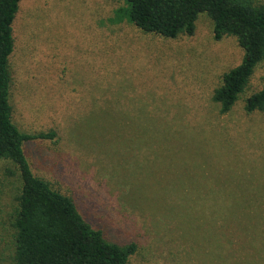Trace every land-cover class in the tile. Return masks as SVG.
Returning <instances> with one entry per match:
<instances>
[{
    "label": "rangeland",
    "instance_id": "obj_1",
    "mask_svg": "<svg viewBox=\"0 0 264 264\" xmlns=\"http://www.w3.org/2000/svg\"><path fill=\"white\" fill-rule=\"evenodd\" d=\"M264 1V0H261ZM124 0H21L13 23L12 120L55 132L23 150L33 175L69 197L128 264H264V114L245 101L259 63L225 114L212 96L243 51L194 34L166 39L124 17ZM0 162V264H15L21 183ZM228 214V217H227Z\"/></svg>",
    "mask_w": 264,
    "mask_h": 264
},
{
    "label": "trees",
    "instance_id": "obj_2",
    "mask_svg": "<svg viewBox=\"0 0 264 264\" xmlns=\"http://www.w3.org/2000/svg\"><path fill=\"white\" fill-rule=\"evenodd\" d=\"M21 0H0V162L11 163L21 183L14 218L15 264H128L136 245L105 239L79 213L71 198L35 177L24 154L25 143L52 140L54 131L28 134L12 120L13 23ZM111 22L124 17L137 29L166 39L192 36L199 15L213 23V38L234 37L243 51L238 66L225 73L212 100L225 114L264 61V1L261 0H124ZM245 111L264 114V86L245 101ZM228 217V214H227Z\"/></svg>",
    "mask_w": 264,
    "mask_h": 264
}]
</instances>
